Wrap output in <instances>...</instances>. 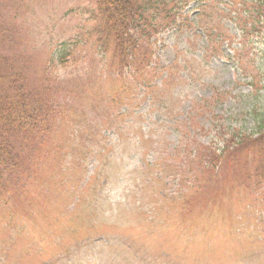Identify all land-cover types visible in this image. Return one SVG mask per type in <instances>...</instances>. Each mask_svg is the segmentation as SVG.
<instances>
[{
	"label": "rangeland",
	"instance_id": "374dc122",
	"mask_svg": "<svg viewBox=\"0 0 264 264\" xmlns=\"http://www.w3.org/2000/svg\"><path fill=\"white\" fill-rule=\"evenodd\" d=\"M205 1L201 20L191 0L159 25L147 68L121 75L94 40L92 0H0L14 30L0 50L57 109L41 141H24L21 182L0 201V264H264V137L220 152L264 120V26ZM71 40L65 65L52 61ZM203 146L223 160L221 186L207 185Z\"/></svg>",
	"mask_w": 264,
	"mask_h": 264
},
{
	"label": "trees",
	"instance_id": "16d2710c",
	"mask_svg": "<svg viewBox=\"0 0 264 264\" xmlns=\"http://www.w3.org/2000/svg\"><path fill=\"white\" fill-rule=\"evenodd\" d=\"M191 0H92L91 7L95 9L94 21L96 24L95 38L96 43L102 47L103 51L108 46L111 52L109 65L115 74L127 73V71L138 72L147 68L150 62L149 42L152 33L157 32L159 25L162 27L167 24L177 22L180 15ZM197 5L196 15H200L201 20L205 8L209 3L205 0H195ZM224 7H234V16L230 21L237 20L240 11L249 12V16L257 17V24L264 26V0H221ZM239 4V5H238ZM238 5V6H237ZM254 13V14H253ZM248 16V17H249ZM239 17V16H238ZM161 19L163 22H159ZM235 27H240L234 23ZM6 29V30H4ZM6 31V33H5ZM216 29L213 26H205L201 29V34H206L207 38L225 40V37L218 32L215 37ZM247 30L240 27V35H245ZM14 33L13 27L0 20V40L1 45H5L4 37H10ZM77 47L76 40L64 41L59 44L58 56L56 60L59 64L65 65L71 51ZM11 54L0 50V201L7 197L12 198L19 180L20 162L18 156L21 155V148L26 139H33L39 136L41 141L47 135L54 124V111H57L55 103L49 98L40 97L38 91L41 87L31 86L26 77L25 63H18ZM109 67V68H110ZM133 71L131 73H133ZM145 75V74H144ZM59 111V105H58ZM257 132L237 133L229 136V139L222 146L221 153L225 150H235L239 147L253 146L251 143H258L264 137V120L258 125ZM46 133V134H45ZM23 143V144H22ZM257 146V144H255ZM203 152H207L208 163L211 164L213 179L207 185H218L217 178L220 176L218 169L222 166L223 160L216 157L215 151L209 146H203ZM197 149L194 148L193 152ZM255 155L256 147L254 148ZM225 151V152H226ZM212 152V153H211ZM220 153V154H221ZM258 153H262L259 150ZM202 156L199 150L195 152L192 159ZM221 157V156H220ZM30 160V157H28ZM204 160V156L202 161ZM238 160V159H237ZM19 162V163H18ZM237 162V161H236ZM26 163V160L23 164ZM24 167V166H23ZM258 174H264V154L256 165ZM217 170V171H215ZM8 181V182H7ZM257 186L261 183L257 182ZM203 186V185H202ZM201 186V195L203 194ZM221 189H223L221 187ZM10 196H6V195ZM8 199V198H7Z\"/></svg>",
	"mask_w": 264,
	"mask_h": 264
}]
</instances>
